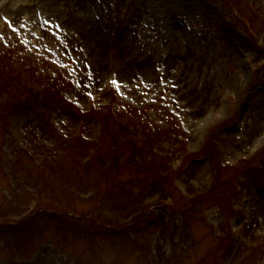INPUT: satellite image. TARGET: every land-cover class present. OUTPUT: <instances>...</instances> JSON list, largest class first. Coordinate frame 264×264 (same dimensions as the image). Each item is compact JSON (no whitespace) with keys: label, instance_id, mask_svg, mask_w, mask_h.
<instances>
[{"label":"rangeland","instance_id":"1","mask_svg":"<svg viewBox=\"0 0 264 264\" xmlns=\"http://www.w3.org/2000/svg\"><path fill=\"white\" fill-rule=\"evenodd\" d=\"M0 264H264V0H0Z\"/></svg>","mask_w":264,"mask_h":264},{"label":"snow or ice","instance_id":"2","mask_svg":"<svg viewBox=\"0 0 264 264\" xmlns=\"http://www.w3.org/2000/svg\"><path fill=\"white\" fill-rule=\"evenodd\" d=\"M112 83H113V84H117V82H116V81H113Z\"/></svg>","mask_w":264,"mask_h":264},{"label":"trees","instance_id":"3","mask_svg":"<svg viewBox=\"0 0 264 264\" xmlns=\"http://www.w3.org/2000/svg\"><path fill=\"white\" fill-rule=\"evenodd\" d=\"M29 93V92H28Z\"/></svg>","mask_w":264,"mask_h":264}]
</instances>
